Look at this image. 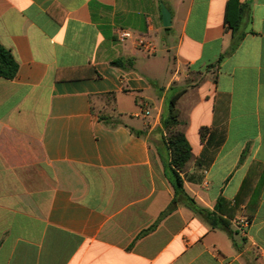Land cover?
Returning a JSON list of instances; mask_svg holds the SVG:
<instances>
[{
	"label": "crops",
	"instance_id": "1",
	"mask_svg": "<svg viewBox=\"0 0 264 264\" xmlns=\"http://www.w3.org/2000/svg\"><path fill=\"white\" fill-rule=\"evenodd\" d=\"M227 2L0 0L17 64L0 78V264H264V0ZM174 97L185 194L212 211L242 191L231 237L183 200L141 235L174 197Z\"/></svg>",
	"mask_w": 264,
	"mask_h": 264
},
{
	"label": "trees",
	"instance_id": "2",
	"mask_svg": "<svg viewBox=\"0 0 264 264\" xmlns=\"http://www.w3.org/2000/svg\"><path fill=\"white\" fill-rule=\"evenodd\" d=\"M231 0L226 4V12L229 8ZM235 47L233 43L228 51H232ZM223 57L220 56L219 60ZM113 65H121L122 61H116ZM17 71V64L10 54L0 45V78L12 80ZM177 97L170 100L166 111L160 118V142L169 152V160L167 161V169L170 175V184L173 189L174 197L168 207L160 213L156 221L146 230L142 231L141 235L150 232L160 222V220L169 214L175 207V204L180 200L184 201L185 207L188 208L194 215L199 217L206 223L210 229L224 231L229 237L231 232L229 229L230 220L234 217L238 207L242 204L240 199L241 189L235 196L234 200L228 201L219 197L214 204L213 210L197 206L194 201L185 194L182 188L181 173L191 158V149L188 145L182 130L180 129L179 112L176 108ZM201 136L203 135L200 131ZM249 221V220H248Z\"/></svg>",
	"mask_w": 264,
	"mask_h": 264
},
{
	"label": "built area",
	"instance_id": "3",
	"mask_svg": "<svg viewBox=\"0 0 264 264\" xmlns=\"http://www.w3.org/2000/svg\"><path fill=\"white\" fill-rule=\"evenodd\" d=\"M118 40L125 41L131 39L133 34L129 31L119 30L116 33ZM135 44L140 51L145 53L146 55H152L155 52V46L143 37H138L135 39ZM149 115V111L145 108L140 107L139 116L147 117ZM233 224L236 226L237 230L241 233H244L249 222L248 219L243 217L241 220H233Z\"/></svg>",
	"mask_w": 264,
	"mask_h": 264
},
{
	"label": "water",
	"instance_id": "4",
	"mask_svg": "<svg viewBox=\"0 0 264 264\" xmlns=\"http://www.w3.org/2000/svg\"><path fill=\"white\" fill-rule=\"evenodd\" d=\"M160 11L162 17V26L167 28L170 26V14L162 4L160 5Z\"/></svg>",
	"mask_w": 264,
	"mask_h": 264
}]
</instances>
